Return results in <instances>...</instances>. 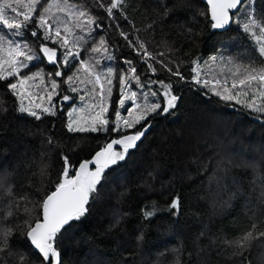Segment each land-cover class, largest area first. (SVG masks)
Here are the masks:
<instances>
[{"label": "trees", "instance_id": "1", "mask_svg": "<svg viewBox=\"0 0 264 264\" xmlns=\"http://www.w3.org/2000/svg\"><path fill=\"white\" fill-rule=\"evenodd\" d=\"M82 2L100 17L103 29L98 31L112 48L117 73L127 66L121 64L123 60H131L142 80L171 81L182 99L171 114L149 117L151 127L137 147L106 171L104 187L88 213L57 235L60 264H173L174 248H181V264H241L243 257L231 255L234 249L224 241L239 236L264 214V119H256V113L239 106L233 109L191 83L189 69L193 60L222 53L246 62L250 54L256 55L253 42L236 25L222 32L212 29L199 0H128L127 21L122 16L110 20L95 0ZM102 3L106 5L108 0ZM261 4L264 0H258L257 8ZM165 7L172 9L167 16ZM117 24L131 39L143 40L150 52H164L170 66L179 67L185 80L178 81L158 64L153 77L141 56L134 55L119 35ZM41 64L45 73L55 71ZM52 79L60 83L65 77ZM7 83L0 81V102L7 109L0 114V180L12 195L0 190V217L4 218L0 230L8 227L12 232L10 250L0 253V264H17L21 252L27 253L24 264L33 260L40 264L25 234L40 219L45 196L55 190L61 153L77 167L112 137L68 132V106L58 102V97L53 100L56 115L35 120L18 114V103ZM66 86L60 83V97L66 94ZM114 86L112 102L119 98ZM175 196L181 198L180 208L172 215L167 205ZM151 201L164 210L145 219L141 209ZM9 203L11 217L7 216ZM117 219L120 223L113 227ZM141 234L142 240L138 239ZM244 256L250 264H261L264 246L253 241Z\"/></svg>", "mask_w": 264, "mask_h": 264}, {"label": "snow or ice", "instance_id": "2", "mask_svg": "<svg viewBox=\"0 0 264 264\" xmlns=\"http://www.w3.org/2000/svg\"><path fill=\"white\" fill-rule=\"evenodd\" d=\"M207 4L210 6L211 28L230 30L232 25H236L237 31L246 34L253 42L256 55L250 54L246 62L223 54L212 55L207 60H193L191 63L195 67L189 69L193 74L191 83L211 92L233 109L239 106L240 109L256 113V119H264V4L259 8L258 0H207ZM95 5L102 8L110 20L115 21L122 16L127 21L125 11L128 0H108L106 5L102 0H95ZM171 10L165 7L164 15L167 16ZM99 19L82 0H0V81H8L6 88L17 97L15 110L18 114L35 120H41L45 114L56 115L55 105L51 102L53 95H59L60 83H65L68 92L82 93L78 96H61L62 102H74L76 99L81 102L79 109L73 108L68 113L67 131L106 133L112 137L93 156L82 160L78 168L66 154L61 153L60 178L55 190L42 201V219H37L34 226L30 225L26 233L40 264H60L57 235L88 213L90 203L99 198L104 187L106 171L124 161L130 150L137 147V142L151 127L149 117L171 114L182 99L171 81L148 77L142 80L131 60L122 61L127 67L119 73L110 63L102 64V61H114L115 57L109 42L98 31L103 29ZM116 26L119 35L141 56V62L153 77L158 71L155 67L158 64L172 76L178 77V81L185 80L179 67L173 69L170 66L171 60L164 52H150L143 40L131 39L121 25ZM82 52L88 56L87 59L81 56ZM45 60L55 65L54 72L45 73L38 67L36 62L43 63ZM216 64L222 66L221 72L211 78H202L201 65L210 67ZM225 66L227 71L223 70ZM33 68L37 70L33 71ZM61 68H66L72 74L67 75ZM81 72L83 77L78 75ZM53 76L65 79L58 83L52 79ZM77 80L79 84H76ZM114 81L118 83L119 98L112 102ZM133 84L136 90H133ZM41 85L44 87L41 88ZM153 86L157 88L153 89ZM42 93H46L48 106L36 102L45 99ZM86 96L90 98L87 102ZM113 103L116 107H112ZM6 111L0 102V114ZM76 112L85 115L74 117L73 113ZM132 129L135 131L129 132ZM52 142L49 137L48 143ZM261 180L264 181V176ZM0 190L12 195L2 180ZM261 195L264 196V192ZM180 199L175 196L167 205V211L172 215L178 214ZM261 202L264 203V200ZM163 210L156 201L141 209L145 219H151ZM12 215V205L9 203L7 216ZM3 219L0 217V221ZM119 223L117 219L113 227ZM11 232L12 229L8 227L0 230V253L10 250ZM138 239L142 240L143 235ZM253 241L264 246V214L249 224L239 236L224 243L234 249L231 255L243 257L241 264H250L244 252L252 247ZM173 251L177 253L173 264H181V248H174ZM26 256V252L19 253L17 264H24ZM32 264H35L34 260ZM261 264H264V259Z\"/></svg>", "mask_w": 264, "mask_h": 264}, {"label": "rangeland", "instance_id": "3", "mask_svg": "<svg viewBox=\"0 0 264 264\" xmlns=\"http://www.w3.org/2000/svg\"><path fill=\"white\" fill-rule=\"evenodd\" d=\"M38 11H39V6H38ZM30 39H32V38H30ZM135 39H137V38H135ZM49 45H51V44H49ZM128 45V44H127ZM54 47H56L55 45H53ZM33 47L35 48V44H33ZM129 47V46H128ZM130 48V47H129ZM132 49V48H131ZM132 52H133V54L134 55H136V56H138L134 51H133V49H132ZM223 54V56H225V57H228L225 53H222ZM218 55V54H217ZM81 56L84 58V59H87L88 58V56L85 54V53H81ZM114 61H116V60H114ZM114 61H112V62H108V61H102V64H111L113 67H116V66H114ZM37 64H38V67L40 68V69H42L41 67H40V65L42 66V64L40 63V62H36ZM118 63H119V61H118ZM121 64H123V62H121ZM127 67V66H126ZM193 67H195V65H193ZM221 68H222V66L220 65V64H216V65H212V66H210V67H207V66H204V65H201V69H202V72H201V75H202V78L204 77V76H207L208 78H211L213 75H216V74H219L220 72H221ZM37 69L36 68H33V71H36ZM61 70L62 71H64V72H67V69L66 68H61ZM223 70L224 71H227V68H226V66L223 68ZM118 73H119V70H118ZM68 74H72L71 72H68ZM80 77H83V73L81 72V73H79L78 74ZM55 77V76H54ZM45 79H46V81H47V76L45 77ZM76 84H79V81L77 80L76 81ZM67 85V84H66ZM44 86L43 85H41V88H43ZM81 87H83V86H81ZM114 87H117V88H115V90L116 91H118V83H117V86H114ZM48 88H49V90H50V83H49V85H48ZM66 88V94H68V95H70V96H78V95H80V94H82V93H77V94H73V93H71V92H68L67 91V88H68V85L65 87ZM59 89V88H58ZM134 90H136V89H134ZM33 91H35V89H33ZM43 95H45V99H43V100H40V101H36V102H38V103H41V104H43V105H45V106H48V104H49V102L47 101V99H46V93H42ZM15 97V96H14ZM58 97V98H57ZM55 98H57L56 100L58 101V102H61L62 104H67V106H68V109H67V111L66 112H68V113H70V112H72V109L73 108H77V109H79L80 107H81V102L78 100V99H76L74 102H62L61 101V97H60V95H53V99H52V104H53V100L55 99ZM15 99H16V101H17V103H18V100H17V97H15ZM90 98L89 97H85V102H87L88 100H89ZM28 103V101L27 100H25V104H27ZM68 113H67V120H66V123L68 122V120H69V115H68ZM78 115H85V114H81V113H79V112H76V113H73V116L75 117V116H78Z\"/></svg>", "mask_w": 264, "mask_h": 264}, {"label": "water", "instance_id": "4", "mask_svg": "<svg viewBox=\"0 0 264 264\" xmlns=\"http://www.w3.org/2000/svg\"><path fill=\"white\" fill-rule=\"evenodd\" d=\"M201 3H203L204 4V6L206 7V10H207V15H208V18H209V21H210V23H212V21H211V18H210V6L207 4V0H199ZM215 31H218V32H222V31H226V30H215ZM39 54V53H38ZM58 55H59V52H58ZM44 64H45V66H47L48 68H55V65H52V64H48L47 63V61L45 60L44 62H43ZM115 147H117V148H119V146H115ZM95 154V153H94ZM93 154V155H94ZM93 155H91V156H93ZM90 156V157H91ZM89 157V158H90ZM80 163V162H79ZM79 163H78V165H79ZM78 165H77V168H78ZM42 204V203H41ZM40 219H42V208L40 209ZM33 226H34V224H33ZM27 233V232H26ZM25 239H26V241H27V243L29 244V246L32 248V246L30 245V241H29V239H28V237H27V235L25 234ZM33 250V249H32Z\"/></svg>", "mask_w": 264, "mask_h": 264}]
</instances>
